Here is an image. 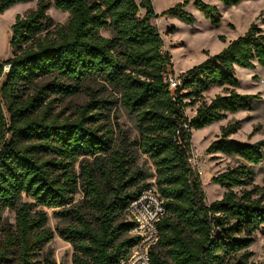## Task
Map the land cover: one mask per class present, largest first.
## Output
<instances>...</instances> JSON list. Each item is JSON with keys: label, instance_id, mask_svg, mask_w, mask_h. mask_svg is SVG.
<instances>
[{"label": "trees", "instance_id": "1", "mask_svg": "<svg viewBox=\"0 0 264 264\" xmlns=\"http://www.w3.org/2000/svg\"><path fill=\"white\" fill-rule=\"evenodd\" d=\"M31 1L0 0V15ZM52 1L69 14L66 24L54 25L49 2L36 0L35 9L15 17L12 56L0 62V264H56L45 248L53 233L43 208L59 219L55 233L70 244L71 264H114L134 243L125 207L151 186L165 208L153 264H256L249 248L256 233L264 242V187L252 182L264 140L229 139L238 121L221 127L207 152L238 162L211 179L224 193L209 205L189 159L192 130L251 108L256 96L236 92L234 72L258 66L264 75V33L251 24L219 53L180 73L182 83L172 91L164 78L172 73L171 56L153 24L158 15L151 0ZM216 1L229 8L247 0ZM187 4L161 16L190 25ZM193 4L212 27L219 26L214 5ZM96 83L99 91L86 88ZM211 87L224 94L201 101ZM82 89L88 100L74 117L55 113L57 97ZM108 89L132 118L134 148L152 171L137 166L126 142L112 149V131L100 124L108 101L99 92ZM196 104L188 117L186 107ZM6 210L14 213L13 223Z\"/></svg>", "mask_w": 264, "mask_h": 264}, {"label": "rangeland", "instance_id": "2", "mask_svg": "<svg viewBox=\"0 0 264 264\" xmlns=\"http://www.w3.org/2000/svg\"><path fill=\"white\" fill-rule=\"evenodd\" d=\"M49 2L47 15L51 18L54 25L66 24L69 14L56 9L52 0ZM184 0H151L155 13L158 15L153 24L163 40L164 51L171 56L172 73L179 75L202 61L207 57L219 53L230 41L243 35L251 24L256 25L264 33V0H247L236 6L229 8L223 7L216 0H201L210 5H214L221 14V21L218 27L210 25L201 12L195 6V0H188L184 8L190 13L194 22L190 25L183 23L175 17L161 16L163 11L182 3ZM36 0L31 2L19 3L5 10L0 15V62H3L12 56V47L10 39L12 35L11 26L17 15L23 16L35 9ZM106 35V31L101 32ZM222 37V41L220 39ZM182 71V72H181ZM235 78L238 80L236 92L239 94L255 95L249 110L238 111L233 114H227L226 117L208 126L201 132L191 131V159L190 164L198 173L202 190L205 194V203L221 198L223 189H218L211 183V179L227 168L237 164L238 159L234 156H225L220 153H208V146L220 138L221 127L239 122V128L235 134L229 136V139L253 144L264 140V75L260 67L256 66L252 70L244 68H235ZM93 89V92L99 91V84H93L86 87ZM224 94L222 88L211 87L203 93L201 101L208 103L215 95ZM99 95L108 101L106 109L103 110L104 117L100 121L106 129L112 131V149L117 150L123 142L130 145L131 155H135V162L142 169L152 171L149 161L141 154L137 153L134 144L137 142L138 133L132 118L127 115L121 107L118 97L112 91L102 90ZM55 97V96H54ZM88 100L87 89H82L75 95L63 98H56L54 103L55 113L60 112L65 117H74L76 110ZM186 99L185 102H188ZM188 106L185 114L192 117L196 107ZM203 132V133H202ZM75 171L78 168L75 167ZM254 177L252 184L258 187H264V151L262 161L254 167ZM153 180H147L151 183ZM237 190V189H234ZM215 194V195H214ZM81 198V194L74 197V202ZM47 216V227L53 233L52 240L45 247L52 253L56 264H71L72 248L69 243L59 238L55 229L60 224L58 218L54 216L53 209L43 208ZM4 217L9 223L14 222V213L5 211ZM125 219V217H124ZM255 242L250 246L252 252L251 261L256 264H264V242L259 233L255 234Z\"/></svg>", "mask_w": 264, "mask_h": 264}, {"label": "built area", "instance_id": "3", "mask_svg": "<svg viewBox=\"0 0 264 264\" xmlns=\"http://www.w3.org/2000/svg\"><path fill=\"white\" fill-rule=\"evenodd\" d=\"M7 69L8 67H5V70ZM164 78L172 91L182 83L178 75L173 73ZM124 212L127 221L132 224L130 235L134 238V243L127 255L122 256L114 264H153L150 254L159 238L157 225L165 214L163 199L155 187L151 186L133 196Z\"/></svg>", "mask_w": 264, "mask_h": 264}, {"label": "bare ground", "instance_id": "4", "mask_svg": "<svg viewBox=\"0 0 264 264\" xmlns=\"http://www.w3.org/2000/svg\"><path fill=\"white\" fill-rule=\"evenodd\" d=\"M213 125V124H212ZM211 125V126H212ZM211 126H209V127H211ZM206 128V127H205ZM205 128H203V129H205ZM208 128V127H207ZM203 129H201V130H203ZM201 130H199L198 132H201ZM203 133V132H202ZM215 186V185H214ZM215 187H217V186H215ZM219 190H220V188L219 187H217ZM215 195V194H214Z\"/></svg>", "mask_w": 264, "mask_h": 264}, {"label": "crops", "instance_id": "5", "mask_svg": "<svg viewBox=\"0 0 264 264\" xmlns=\"http://www.w3.org/2000/svg\"><path fill=\"white\" fill-rule=\"evenodd\" d=\"M187 70V69H186ZM182 72V71H181Z\"/></svg>", "mask_w": 264, "mask_h": 264}]
</instances>
